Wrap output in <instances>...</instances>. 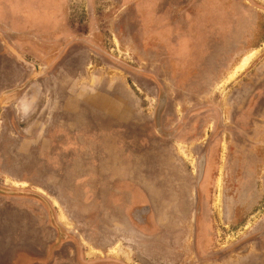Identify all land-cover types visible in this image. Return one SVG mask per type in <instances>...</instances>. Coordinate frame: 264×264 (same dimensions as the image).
<instances>
[{
  "label": "rangeland",
  "instance_id": "rangeland-1",
  "mask_svg": "<svg viewBox=\"0 0 264 264\" xmlns=\"http://www.w3.org/2000/svg\"><path fill=\"white\" fill-rule=\"evenodd\" d=\"M0 33L7 42L0 38V96L34 74L33 65L15 53L40 69L0 112V188L13 192L0 193V219L8 213L7 222L0 221V264H35L38 249L50 240L44 227L53 224L56 215L61 227L80 230L74 237L84 252L91 251L87 246L110 247L117 235L106 229L109 220L97 216V205L84 201L86 194L97 197L99 185L101 195H111L106 174L115 164L139 170L149 162L154 167L147 176L136 171L135 179L147 182L148 202L142 205L151 211L147 230L152 235L144 237L151 245L139 252L140 261L131 263L264 264V0H0ZM60 70L55 84L49 73ZM65 80L74 86L68 94L62 87ZM76 85L89 88L81 92ZM86 94L130 107L119 106L121 121L103 124L114 129L104 128L105 137L120 132L117 150H110L111 144L108 151L95 149L94 138L85 140L88 154L80 145L72 149L75 154L62 151L65 139L53 132L54 120L67 117L60 113L63 100ZM35 101L40 118L35 116ZM48 105L54 110L50 126ZM83 111L93 114L82 105L78 118L83 119ZM100 116L110 117L104 112L91 118ZM87 125L90 129L94 124ZM75 130L85 132L82 125ZM37 131L39 145H44L40 153L35 150ZM89 131L92 137L100 129ZM161 132L173 136L169 145L186 167L182 172L191 174L197 152H203L208 141H216L221 159L213 178L201 186L197 220L192 218L193 202L187 219L169 230L159 202L160 167L152 164L157 159L138 154L161 149ZM125 133L132 143L123 142ZM243 147L252 149L247 162L235 155ZM226 149L233 150L227 165L222 161ZM69 195L83 201L68 202ZM105 209L98 206V214ZM120 214L115 212L116 218ZM137 216L132 212L130 219L141 225ZM32 225L41 226L42 234H31ZM19 226L27 233L20 234ZM176 227L181 234L177 240L173 234L167 244L182 248L185 257L182 251L179 256L171 251L166 261L167 234Z\"/></svg>",
  "mask_w": 264,
  "mask_h": 264
},
{
  "label": "crops",
  "instance_id": "crops-1",
  "mask_svg": "<svg viewBox=\"0 0 264 264\" xmlns=\"http://www.w3.org/2000/svg\"><path fill=\"white\" fill-rule=\"evenodd\" d=\"M4 2H6V0H4ZM60 72L61 70L58 73H55L54 71L53 72L51 71L49 73V77L53 76L55 84H56V81L59 80ZM66 72H68L67 68L65 69L64 73ZM66 81L67 80H65V84H62V87H64L63 89H67L66 91L68 90L70 91L71 87H74V86H69L70 82L66 83ZM85 87L86 86L76 85L75 89L82 92V89H84ZM87 88L89 87L87 86ZM40 89L41 88H38L36 91L39 92ZM259 96H260L259 94H256L257 100L260 99ZM67 97L68 95H65L64 99H66ZM36 98H37V95L35 97V100ZM71 98H72V95H70V98L68 97V100H67L68 102L66 100H63L64 102L61 104L62 106L60 109V113H62V110H63L65 112V116L67 117H64V118L59 117L60 119L58 121L54 120L55 128L53 132L57 133V136L64 137L65 139L64 143L61 145L62 151H65V152H67L68 150L72 151L74 146H76L77 148L78 145H80L81 151L82 152L86 151L85 153L88 154L90 153V152L87 153L89 146H87V143L85 140H92L94 138H97V142L96 144H94L96 145L95 149H100L101 147H103L104 149L108 151L109 147L107 146L111 144L112 147L110 148V150H113L114 148L117 150L120 146V142L117 141V138L119 137L120 132L114 131V132L107 134L108 137H105L103 135L105 134L103 132V129L107 128V126H104L103 124L107 122L110 123L109 121H111L112 124H114V122L121 121L120 120L121 118H119V113H120L119 106L123 107L124 104H122L120 101L115 100V99H107V100L96 99V101H93V99L92 98L89 99V97L84 98V99L75 97V98H72L73 100ZM82 105H86V107L90 108L93 114L98 115L102 113L104 114V112H108L110 117L106 116L104 118L100 116L101 118L100 120H98L97 117L91 118L93 114L83 111L84 113L83 119L80 117L78 118L79 115H76V114L79 113ZM105 106H107L108 108H111V111H107V109H105ZM113 109L117 111V114L114 113ZM39 110H41V107L39 103H36L35 101V116L38 115V118H40ZM47 115L48 116L46 117V119L48 120L46 121V123H49V126H50L51 117H49V113ZM43 120H41V122ZM90 122L94 124L91 127L92 129L93 128L100 129V132L96 131L92 137L90 136V131H89L92 129L91 128L89 129L87 125ZM80 125H82L83 130L85 129L84 130L85 132L78 133V131L75 130L76 127ZM108 126H111V125H108ZM108 128H111L112 129L111 131L114 130L113 127H108ZM41 129L42 128H40L39 131ZM39 131L35 132V141H36L35 144H37L36 151L40 153L41 152L40 149L44 147V145L43 144L41 146L39 145V142H40L39 141L40 136L38 135ZM122 138H123L124 143L126 144L130 142L132 143V136L129 135L128 133L127 134L125 133V135ZM106 139L108 140L107 144L104 143ZM157 141L158 143H160V138L157 139ZM83 147L85 148V151L82 150ZM152 149L153 147L147 148V150L140 151V153L138 154H141L142 157H145V153L154 154L156 157L155 160L157 159L156 160L157 162L155 161V163H152V164L154 165H156L157 163L159 164L160 170H158L157 172V177H159V179L163 181V185L159 189V195H160L159 202L161 203L165 201L162 198L164 188L166 187L170 188L171 186L175 188L177 186L176 187L177 189L175 188L177 190V192L175 191V194H177L175 195L176 201H178L179 199V201L183 204H189V202L193 203L194 197H195L194 195L196 193L193 182H192V179L194 178L193 177L194 172L192 171L190 174V172L188 171V172H185L186 174H184V172L179 170L178 164H180L181 162H180L179 157L176 155L174 151H172V149L169 150L168 147H164L163 149H160V147L155 148L156 149V150L154 149L155 151ZM72 153L75 154L76 152L72 151ZM191 159L194 160V157L192 156ZM50 166L52 167L51 164H48V167H49L47 169L48 176H51V174H49V172L51 173ZM150 166H153L151 165V162H149V166L146 164L144 166L139 167V170H133L129 166L115 164V166L112 167L111 171L106 174L108 176V180L111 181L107 185L109 187H112L111 195H106V197L103 194L101 195V192H99V185L97 186V190H96L97 197L90 199L89 195L86 194V198L88 197V199L84 201L92 202L97 205V216L98 217L102 216V217H105L107 220H109L108 224L110 227L106 226V229L108 231H112L111 232L112 235L113 234L115 236L117 235V238L115 237V242H113L110 247L102 248V247H92V246L88 247L87 246V250L88 248H90L91 251L84 252V250L80 248V245L77 241L74 242V240L71 238L63 239L61 237H56L54 243L50 244L47 250L57 255V253H59L60 251H63L65 247L69 246L70 248L69 251L71 252L72 255L69 258H68V255L65 256L66 258L60 261L61 264H134V263H131L130 261L133 260L134 262H136L135 261L136 259L140 261L139 252H142V253L145 252L144 251L145 247L147 245H151V241H149L147 238L144 237L146 236V234H148V237H150L149 234L152 235L151 231L147 230L149 228L147 226L151 224V221H150L151 220L150 218H152L151 211L149 208H147L148 211L150 212V213L148 212V216L147 215L144 216L143 215L144 212L140 215L141 219L139 220L141 221L139 222L141 223V225H135L133 221L130 219V215H132V212H135L137 215H139L137 213L138 210L141 211V209L145 208L143 207L142 204L148 202L146 198V192L144 191V188L146 187L147 182H141V180L135 179V175H136L135 172L137 171L138 173H140L141 176H147L146 175L147 171L151 170ZM74 169L76 170V166L74 167ZM35 170L37 169L35 168ZM171 170H172V174H171L172 177L169 176ZM80 177H82V175H80ZM155 184L157 186L159 185L158 183H155ZM101 187L103 188L104 185H101ZM69 197L70 198L66 200L71 203H76V202L81 203L83 201V199L74 200L75 198H73V195H69ZM49 199L52 202H61V200L58 199L57 197L50 198L49 196ZM100 205L106 206V209H105L106 213H103L102 215L98 214L99 213L98 206ZM108 208L111 210H114L113 215L107 213ZM61 211L62 213L61 212L60 213L63 215V217L66 220V218H68L67 214H65V212L63 213V210ZM115 212H117V214L121 213L118 218H116ZM55 217H56V220L55 219L53 220L54 223L53 224L51 223L49 225L57 231V236H61L62 233L63 234L65 233V231H71V230H75L76 233H79L78 231L80 230L76 227L75 228L74 227L65 228L63 226L61 227L59 225L61 223L59 222L60 218L58 219L57 215ZM99 230L97 229V233H99L98 232ZM76 233L73 235H76ZM133 242H137L138 244L136 245ZM91 252H93L94 254L93 255L90 254ZM48 258L50 259V255ZM137 264H139V262H137Z\"/></svg>",
  "mask_w": 264,
  "mask_h": 264
},
{
  "label": "flooded vegetation",
  "instance_id": "flooded-vegetation-1",
  "mask_svg": "<svg viewBox=\"0 0 264 264\" xmlns=\"http://www.w3.org/2000/svg\"><path fill=\"white\" fill-rule=\"evenodd\" d=\"M69 86H72V85L69 84ZM90 89L93 90V91H96L93 88H90ZM83 91H85V89ZM66 92L69 93V90L66 91ZM101 93H102V91H101ZM83 94H84V92H83ZM87 97H89V99L92 98L93 101H96V99L104 100L103 98L97 97L95 94H92V95H89V96H88V94H86V96H82V97L80 96L78 98L84 99V98H87ZM123 107H129V106L125 104V105H123ZM105 108L108 109L107 106H105ZM47 109H48L47 114L49 113V117H51V114L54 113L53 112L54 110L52 109V107L50 108L49 105H48ZM113 110H114V113H116L115 109H113ZM158 135L157 136L160 138V140L162 141V144H163L161 149H163L164 147H168L169 150H171L172 148L170 147L169 142H170V140H171V138L173 136L169 135L168 133H163V132L159 133ZM209 140H213L212 136L209 138ZM215 146H216V141L215 140L208 141V144H207V147L205 148V150H203V152H197L198 154L196 155V161H195V163L193 165V167H194L193 171H195L193 173L194 183L195 184H193V185H194V189L196 191V193L194 195L195 196L194 197V208H193L194 210L192 212L193 221H195V219L197 220V218H198V213H199V203H198V201L200 199L201 186H202V189H203L204 186L207 183V180L210 179V178L211 179L213 178L212 175H211L212 171L216 170L215 167H216L217 161L221 160L220 156H219L220 153L218 152V149ZM35 150H37V148H35ZM251 150H252L251 148L243 147V148H240L239 152L235 153V155L236 156H241V159H242L241 161L247 162L248 151H251ZM232 151L233 150H231V149L229 150L228 149L226 151L227 155L224 156V158L222 160V161L225 162L226 165H227L228 161H230L232 159V155H233ZM234 159H236V158H234ZM263 161H264V159H263ZM225 164H224V167H226ZM178 167H179V170H182V169L186 170L185 169L186 167L183 164H181V163L178 164ZM35 171H37V170H35ZM184 174H186V173L184 172ZM178 185H180V184H178ZM175 188L173 186H171L170 188L166 187V188L163 189L162 198L165 201L161 205V208H162L161 209V215H162V221H163V223H164V225L166 227V230L174 228V226L177 225V224L181 225L180 221H184L185 219H187V215L190 213L188 211L190 202H189V204H183V203H181L179 201V199H178V201H176L175 195H177V194H175V191L177 192V190H176L177 188L176 189ZM179 207L181 208V212H179V210H178ZM148 212L149 211H148L147 207L144 208V209H141V211L138 210V212H137L139 214L138 218L141 219L140 215L142 213H143L144 216L145 215L148 216ZM4 215H5V217H1V219H0L1 222H3L2 219H4L7 222L8 213H6ZM165 218H172V220H173V221H171L172 224H169V222H166ZM32 219L33 220L37 219L39 221L37 216H32ZM44 228L47 229V234L50 235V240H49V242L44 243V245L41 247V249H38V251L40 253L37 252V254H35V264H61L60 261H62L64 258H66L65 256L68 255V258L71 257L72 254L69 251L70 248H69V246L65 247L64 250L60 251L59 253H57V255H55V253H53L51 251L49 252L47 250V248H48V246L50 244L54 243L55 238L57 236V231L54 228H52L49 224L46 225V227H44ZM180 228H182V226H180ZM180 228L176 227V229H175L176 232L175 233H170L169 232V234H167L168 238H167V241L165 242L166 246H164V249H163V254L165 255L164 258H165L166 261L168 260L169 252H171V251L172 252L175 251L176 255H178V256H179V254L182 251L181 255L183 257H185L182 248L180 249L179 246H176V247H173V248H169L168 244H167V242H169V240L170 241L173 240V238H174L173 234L176 235V240L178 239L177 235L181 234L179 232ZM40 229H41V226L38 228V227H35V225H32L31 231H29V232L31 234H42L40 232ZM16 230H19L20 234L21 233H25V232L27 233V231L25 230L24 227H20V226L16 227ZM75 233H76L75 230H71V231H65L64 234L62 233V235H68L69 239L71 238V239L74 240V242H76V239L74 237L75 235H73ZM170 235H172V236H170ZM174 242H176L175 239H174ZM178 250H179V252H178ZM47 251H48V253H46ZM49 255H50V259L48 258Z\"/></svg>",
  "mask_w": 264,
  "mask_h": 264
},
{
  "label": "water",
  "instance_id": "water-1",
  "mask_svg": "<svg viewBox=\"0 0 264 264\" xmlns=\"http://www.w3.org/2000/svg\"><path fill=\"white\" fill-rule=\"evenodd\" d=\"M0 38L2 40L3 43L7 44V42L3 39L2 34L0 33ZM10 48V47H8ZM11 50V48H10ZM14 52V51H13ZM17 55V57L23 61H25L28 64L33 65L34 67V74L27 79L21 86L7 90L5 92H3L0 96V112L2 110V107L11 103L12 101H14L17 97V95L19 94V92H21V90H23L34 78H36L39 75V68L38 66L31 60H28L27 58L15 53ZM0 193H5V194H9V193H13L12 191H8V190H3L0 188ZM53 220V219H52Z\"/></svg>",
  "mask_w": 264,
  "mask_h": 264
},
{
  "label": "bare ground",
  "instance_id": "bare-ground-1",
  "mask_svg": "<svg viewBox=\"0 0 264 264\" xmlns=\"http://www.w3.org/2000/svg\"><path fill=\"white\" fill-rule=\"evenodd\" d=\"M247 61V60H246ZM244 64V63H243Z\"/></svg>",
  "mask_w": 264,
  "mask_h": 264
}]
</instances>
